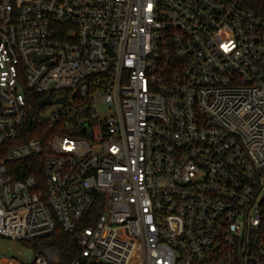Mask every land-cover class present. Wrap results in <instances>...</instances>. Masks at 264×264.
I'll list each match as a JSON object with an SVG mask.
<instances>
[{"label": "built area", "instance_id": "2783aa9c", "mask_svg": "<svg viewBox=\"0 0 264 264\" xmlns=\"http://www.w3.org/2000/svg\"><path fill=\"white\" fill-rule=\"evenodd\" d=\"M58 229L71 264H264L248 0H0V243L25 249L0 264H61Z\"/></svg>", "mask_w": 264, "mask_h": 264}, {"label": "trees", "instance_id": "16d2710c", "mask_svg": "<svg viewBox=\"0 0 264 264\" xmlns=\"http://www.w3.org/2000/svg\"><path fill=\"white\" fill-rule=\"evenodd\" d=\"M248 7L257 15L264 17V0H248ZM36 97L42 98L43 95H37ZM37 103V101H36ZM38 136L31 134L27 137L28 140L36 139ZM30 170L26 175L38 176L36 170H32V167L36 165V159H31L29 162ZM43 174V159L40 158V173ZM97 217V212H92L89 220H85L79 225V228L89 227L93 225L94 219ZM51 241L57 246L59 250V258L61 264H71L76 258L79 257L77 249V240L75 234L64 233L61 229H58L56 234L52 237ZM34 246V245H33ZM36 247V246H35Z\"/></svg>", "mask_w": 264, "mask_h": 264}, {"label": "rangeland", "instance_id": "374dc122", "mask_svg": "<svg viewBox=\"0 0 264 264\" xmlns=\"http://www.w3.org/2000/svg\"><path fill=\"white\" fill-rule=\"evenodd\" d=\"M48 110L51 111V108L49 107ZM0 251L3 255L4 254H10L11 255V254H16L18 252L24 253L25 249L21 245L15 243V242L2 241L0 243Z\"/></svg>", "mask_w": 264, "mask_h": 264}, {"label": "water", "instance_id": "95a60500", "mask_svg": "<svg viewBox=\"0 0 264 264\" xmlns=\"http://www.w3.org/2000/svg\"><path fill=\"white\" fill-rule=\"evenodd\" d=\"M65 101H66L65 99H61V100L54 102V101L50 100L49 98H46L45 100H43L41 102V105L46 106V105H53V104H57V103L63 104V103H65Z\"/></svg>", "mask_w": 264, "mask_h": 264}]
</instances>
